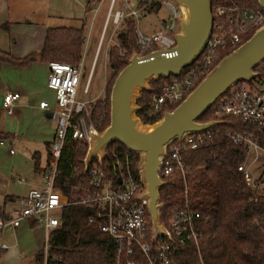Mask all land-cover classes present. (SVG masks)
Masks as SVG:
<instances>
[{
	"label": "built area",
	"instance_id": "built-area-1",
	"mask_svg": "<svg viewBox=\"0 0 264 264\" xmlns=\"http://www.w3.org/2000/svg\"><path fill=\"white\" fill-rule=\"evenodd\" d=\"M112 3L113 0L106 10L101 34L109 19L114 26H117L123 22L127 14L134 19L137 18V13L131 11L129 5L127 7L123 5L129 9L126 14L122 10L111 13ZM163 6L168 14L166 18L157 22L150 33H142L135 26V43L142 52L135 54L136 56L154 50L161 51L159 57L169 58L176 54L172 49L175 45L174 34L179 32L178 19L184 18V12L182 7L172 0H165ZM210 11L211 32L202 52L193 65L184 72L181 80H172L163 84L159 92L150 99V112L160 113L158 120L163 113L170 112L176 107L197 85L222 57L221 51L226 49L231 51L247 39L243 40L246 34L264 25V11L259 7L247 8L229 3L214 5L210 7ZM87 13L88 11L84 12L81 21L83 25L87 24ZM88 20L91 22L92 18ZM46 65V87L53 91L55 102L54 109L50 112V116L54 119L53 135L49 142L50 160L42 171L40 185L29 189L24 196L16 199V206L4 216H0V233L9 231L13 234L24 220L33 221L44 230L39 264H51L55 260L49 256L47 236L48 232L59 224V212L66 203L65 197L53 184L57 176L56 162L61 147L66 136L73 140H82L87 146L89 135L101 131L97 128L101 125L103 115L97 114L95 119H91L90 106L97 100L103 106L105 97L103 86L101 97L97 100L75 98L81 62L71 65L66 62L48 61ZM256 67L257 71L249 80L251 84L239 87L231 85L225 95L217 98L214 104V114L217 117L237 118L257 128L264 126V59ZM86 91L85 84L83 92ZM18 98V92L6 91L2 94V107L6 115H12L13 104ZM46 106L44 101H39L38 107L46 108ZM206 130L184 132L163 145L156 169V176L162 183L174 172L183 174L185 167L181 151L192 150L208 138L209 133ZM225 135L233 144L243 149L242 161L236 170L252 190L251 198L256 199L259 195L258 191L264 189V174L260 173L254 179L251 177L249 167L260 158V155L264 156V148L258 144L256 138L246 132L227 131ZM104 155L101 159L95 157L94 161L90 160L87 165H83V170L87 173L88 189L80 203L92 211L87 221L96 220L99 230L111 239L112 254L109 264H121L123 260L125 264H134V261L129 259L134 251L144 259L142 264H171L169 253L172 250V243L182 246L187 242H196V223L200 220V215L190 209L186 203L182 207L171 209L164 221H160L157 212V224L163 232H153L148 213V200L142 196L145 187L137 170L139 155L125 147L112 149L107 162L109 174L105 173L101 164ZM135 155L137 161L133 170ZM262 222L264 225V218ZM262 236L264 240V227ZM7 247V244L0 242V250ZM57 260L58 258L55 261Z\"/></svg>",
	"mask_w": 264,
	"mask_h": 264
},
{
	"label": "trees",
	"instance_id": "trees-1",
	"mask_svg": "<svg viewBox=\"0 0 264 264\" xmlns=\"http://www.w3.org/2000/svg\"><path fill=\"white\" fill-rule=\"evenodd\" d=\"M99 0H87L86 10ZM210 7L218 4L234 3L241 7H259L256 0H209ZM144 6V12L156 13L160 7L158 0H138L136 7ZM88 11V10H87ZM124 26L114 32L117 45L107 50V61L112 75L108 79L103 106L99 100L90 106V117L95 119L102 114V130L108 124L109 87L118 71L127 63L132 51L138 49L135 43V19L124 18ZM250 31L245 35L248 38ZM84 43L82 27H48L45 29L42 45L38 52L29 53L21 58L0 49V65L9 63L23 66L33 60L66 62L74 65L80 59ZM226 49L220 56L229 52ZM122 51V53H120ZM193 65L181 69L178 76L149 79L148 89L139 90L135 99V116L141 124L151 125L160 118V113L151 114L149 102L160 87L172 80H181L184 72ZM257 67L253 71H257ZM243 81L233 84L244 85ZM247 84H251L247 81ZM227 90L222 95H225ZM220 95V96H222ZM219 96V97H220ZM217 100V99H216ZM214 103L201 114L197 121L208 120L215 123L206 131L209 137L192 150H182L183 174L172 173L157 190L159 219L164 221L168 212L184 203L200 215L196 223V242H187L182 246L172 243L169 253L171 264H264V240L262 219L264 218V195L252 199V190L245 184L236 167L241 163L242 147L233 144L225 135L227 131L246 132L256 138L264 148V126L257 128L233 117H217ZM7 136L0 132V137ZM46 146V163L50 160L49 143ZM123 149L117 141L105 147L102 166L106 174L110 173L107 162L112 149ZM86 151L85 142L66 136L57 162V176L53 184L66 199L59 212V224L48 232L49 256L58 258L51 264H109L112 254V242L109 236L99 230L96 220L88 222L92 211L81 204L85 197L87 173L83 170L82 159ZM95 157L91 159L94 161ZM137 155L133 159L134 165ZM6 199V197H4ZM31 226L37 224L30 221ZM0 250V254H1ZM129 259L134 264H142L144 259L133 252ZM41 261V249L37 250L33 263ZM121 264H125L124 260Z\"/></svg>",
	"mask_w": 264,
	"mask_h": 264
},
{
	"label": "water",
	"instance_id": "water-1",
	"mask_svg": "<svg viewBox=\"0 0 264 264\" xmlns=\"http://www.w3.org/2000/svg\"><path fill=\"white\" fill-rule=\"evenodd\" d=\"M184 10L178 19L179 32L174 34L175 55L160 56V50L142 56L132 53L127 63L114 77L108 93V124L89 135L83 165L97 157L101 159L105 147L119 142L137 153V170L148 200V213L153 232H163L157 224L159 208L157 190L162 186L156 176L163 145L184 132H198L210 128L215 121H197L214 101L237 81L247 82L254 76L253 68L264 59V25L256 28L247 39L223 55L197 85L155 123L141 124L135 116L133 103L136 92L147 89L149 79L178 76L181 69L191 65L204 49L211 32L212 15L209 0H172ZM264 11V0H256Z\"/></svg>",
	"mask_w": 264,
	"mask_h": 264
},
{
	"label": "rangeland",
	"instance_id": "rangeland-1",
	"mask_svg": "<svg viewBox=\"0 0 264 264\" xmlns=\"http://www.w3.org/2000/svg\"><path fill=\"white\" fill-rule=\"evenodd\" d=\"M110 1L99 0L93 3L90 10L87 8V24L84 26V44L80 53L81 67L75 96L79 100L99 99L101 88L104 86L106 92L108 79L112 75L107 61V50L110 46L117 45L114 32L122 28L124 24L122 22L114 26L109 19L101 34L103 19ZM145 1L151 0H143V2ZM158 1H160V8L154 15L144 12V6L137 8L138 0H113L111 13L115 10H122L125 14L129 9L135 11L137 13L135 26L142 33L148 34L151 32L152 26H156V22L166 18L168 14L163 6L165 0ZM123 5L126 7L129 5L130 8L127 9ZM84 7H86L85 0H6L5 10L2 9L4 17L0 24V37L10 38V32L13 34V30H9V26L12 24L41 25L46 18L51 23L56 22L55 19H81L84 16ZM127 17H129L128 14L125 18ZM91 18L90 22L88 19ZM26 20L30 21L26 22ZM21 38L23 37H18V42L21 41ZM98 41L99 44H97ZM132 53L142 54L139 49ZM39 66L37 70L39 74L37 73V80L34 83V97L31 95L27 100L20 98L19 100H22L24 106L15 108V104H13L12 115L0 117V132L7 135L0 137V205L7 195L20 198L28 189L33 188L34 180L39 178V170L46 167L45 144L51 139L54 119L47 117L45 110H39L37 103L42 100L49 107L54 106V94L52 90L44 86L47 72L45 63ZM41 67L44 70L43 68L41 70ZM40 72L42 80L38 78ZM244 83V85L247 84V82ZM85 84L87 91L83 92ZM146 84L148 89V81ZM138 93L139 91L136 92L134 104ZM29 102H33L32 105H29ZM249 170L254 179L260 173L264 174V156L260 155V158L250 165ZM258 194L264 195V189L258 191ZM157 212L159 214V211ZM4 237L9 240V244L16 246L4 251L0 257V264H14L15 262L20 264L23 259L19 258L17 251L25 253L27 259L33 252L42 249L44 230L38 225L28 226L25 222H21L14 235L5 233Z\"/></svg>",
	"mask_w": 264,
	"mask_h": 264
},
{
	"label": "crops",
	"instance_id": "crops-1",
	"mask_svg": "<svg viewBox=\"0 0 264 264\" xmlns=\"http://www.w3.org/2000/svg\"><path fill=\"white\" fill-rule=\"evenodd\" d=\"M85 1H87V0H85ZM159 3H160V1H159ZM5 4H6V0H0V24L3 21L2 19L4 17V13H2L3 12L2 9H4ZM83 11L84 12L87 11L86 7L83 8ZM156 13H154V14H156ZM148 14H153V13H148ZM82 18L78 19V20H73V19H69V18L55 19L56 22H54V23H51L48 20V18H46L44 20L43 24H41V25H37V24L31 25L30 23H28V24H25V23L12 24L9 26V30L12 29L13 34L10 32V38H8L7 36L4 38L0 37V49L10 52L14 57H17V58H21V57H23L29 53L38 52V50L40 49V47L42 45V40H43V36H44V32H45L46 28H48V27H59V26L74 27V28L82 27L83 33H84V31H85L84 26H86V25H83L81 23ZM29 21L30 20H26V22H29ZM153 27L154 26H152V28ZM18 37H23V38H21L20 42H18ZM42 63H45V62H42V61L36 59V60H33L30 63L23 65V66H15V65H12L9 63H2L0 65V117L9 116V115H6V113L2 107V94L4 92L11 91V92L20 93L19 98L16 100L17 102L15 101V103H14L15 108L24 106L22 104L23 103L22 100H19L20 98L27 100V99H29V96H31V95H33V97H34V94H35L34 83L37 80V78H36L37 73H38L37 70L40 67L39 65ZM45 65H46V63H45ZM42 68L43 67H41L40 69L42 70ZM46 68H47V65H46ZM43 70H44V68H43ZM46 75H47V72H46ZM38 78L42 80V73L41 72H40V75ZM44 86H45V88H47L46 87V80L44 82ZM90 99H95V98H90ZM84 100H86V99H84ZM39 101H42V100H39ZM39 101H38V103H39ZM32 103L33 102H29V105H32ZM38 103H37V107H38ZM38 109L39 110H45L46 116L49 118H52L50 116V112L54 109V106L49 107V105L47 104L46 108L38 107ZM53 126H54V124H53ZM53 130H54V127H53ZM52 135H53V133H52ZM51 139H52V136H51ZM43 170L44 169L39 170L40 175H39V178H36L34 180V183L32 185L33 188L38 187L40 185L41 175H42ZM24 195H22V196H24ZM18 198L19 197L7 195L6 199L4 198L2 200V203H1L2 206L0 205V216H4L6 213L9 212V210L11 208L15 207L16 206V199H18ZM22 222H25L26 224H28V226H31L30 220H24ZM14 232H13V234L10 233L9 231H2L0 233V242H4L8 246L6 249L1 250L2 252L0 254V257L4 253V251L10 250L11 248H15L16 245L15 244H9L8 243L9 240L8 239L6 240V238L4 237L5 233H10V234L14 235ZM17 253H18L17 255L19 256V258L23 259V261L20 264H34L33 263V257L35 255L36 251L33 252L29 256V258H27V259H26L25 253L18 252V251H17ZM14 264H19V262H15Z\"/></svg>",
	"mask_w": 264,
	"mask_h": 264
},
{
	"label": "bare ground",
	"instance_id": "bare-ground-1",
	"mask_svg": "<svg viewBox=\"0 0 264 264\" xmlns=\"http://www.w3.org/2000/svg\"><path fill=\"white\" fill-rule=\"evenodd\" d=\"M182 11L184 12L183 8H182Z\"/></svg>",
	"mask_w": 264,
	"mask_h": 264
}]
</instances>
